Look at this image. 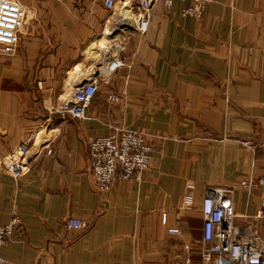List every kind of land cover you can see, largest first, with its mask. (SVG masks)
<instances>
[{
  "label": "crops",
  "instance_id": "1",
  "mask_svg": "<svg viewBox=\"0 0 264 264\" xmlns=\"http://www.w3.org/2000/svg\"><path fill=\"white\" fill-rule=\"evenodd\" d=\"M18 1L26 23L15 53L0 59V169L21 144L28 152L18 178L0 170V226L15 213L23 235L0 245V256L7 264H184L190 244L189 264H201L206 189L229 190L237 214L255 215L264 200V0H214L199 20L180 17L188 3L174 0L166 12L157 2L145 34L114 37L106 28L116 13L104 0ZM115 58L125 67L110 73ZM90 78L98 92L86 119L61 114ZM121 128L147 137L150 169L140 183L116 180L100 193L88 144ZM259 178L262 187L240 186ZM187 184L198 227L191 235L182 220L183 236H170L175 210L183 219L191 211L182 208ZM69 218L85 229L68 228Z\"/></svg>",
  "mask_w": 264,
  "mask_h": 264
},
{
  "label": "built area",
  "instance_id": "2",
  "mask_svg": "<svg viewBox=\"0 0 264 264\" xmlns=\"http://www.w3.org/2000/svg\"><path fill=\"white\" fill-rule=\"evenodd\" d=\"M174 0H104L103 8L113 14L118 7L125 5L126 11H132L134 18L119 19L115 17L107 27L108 36L134 33H146L151 21V12L157 2H161L166 10H170ZM188 3L181 12V18L198 20L206 6L213 0H178ZM126 3V4H125ZM27 13L18 0H0V59L12 56L18 46L21 32L26 23ZM105 33V31H104ZM107 36V35H106ZM116 53L124 51L122 43H114ZM125 67L119 58L107 62L105 69L113 72L116 68ZM97 78H90L77 85L72 90L71 102L65 104L61 114L72 118L86 119V110L98 92ZM110 101L120 103V97H110ZM264 146V145H263ZM27 145L21 144L1 164L3 172L16 179L25 172L24 159L27 155ZM89 170L98 192L110 191L116 180L121 182L140 183L144 174L150 169L152 146L147 137L140 133L125 129H114L105 137H96L88 144L87 149ZM257 185H262L259 180ZM255 185L248 180L241 187L250 189ZM192 184L186 185L183 196V211L193 206ZM202 217L201 236L198 255L202 264H264V233L259 231V223L264 222V200L260 210L253 216L237 214L234 210L231 192L220 188H207L199 205ZM161 223L165 225L166 214H162ZM67 227L83 230L85 222L69 218ZM168 235L182 237L180 228H168ZM23 235L18 216L13 213L10 222L0 226V245L11 241L16 236ZM185 252L191 251V245L184 244ZM189 264V260H186ZM0 264H7L0 256Z\"/></svg>",
  "mask_w": 264,
  "mask_h": 264
},
{
  "label": "rangeland",
  "instance_id": "3",
  "mask_svg": "<svg viewBox=\"0 0 264 264\" xmlns=\"http://www.w3.org/2000/svg\"><path fill=\"white\" fill-rule=\"evenodd\" d=\"M214 1V0H213ZM21 2V1H20ZM213 3V2H212ZM126 4V3H125ZM211 4V3H210ZM209 5V4H208ZM207 5V6H208ZM206 6V7H207ZM118 8L120 7V6H117ZM184 8V7H183ZM182 8V9H183ZM126 9V8H125ZM181 9V10H182ZM206 9V8H205ZM171 10V9H170ZM170 10H166L165 9V11L166 12H169ZM181 10H180V12H181ZM205 11V10H204ZM112 13V12H111ZM130 13L131 14H133L132 13V11H130ZM204 13V12H203ZM151 14H152V12H151ZM112 16V15H111ZM202 16H203V14H202ZM115 17H117L118 18V20H120L119 19V16H118V10H117V13H116V15L112 18V19H115ZM151 17H152V15H151ZM202 18V17H201ZM200 18V19H201ZM199 20V19H198ZM112 21V20H111ZM107 29V28H106ZM86 82V81H85ZM71 96H72V90L70 91V94L67 96V99H70L71 98ZM115 95H111V96H108V100H109V98L110 97H114ZM116 97H118V96H116ZM110 101V100H109ZM111 103H114V102H112V101H110ZM121 102V101H120ZM115 104H118V103H115ZM64 106V105H63ZM63 106H62V108H63ZM62 108L61 109H59V111H61L62 110ZM136 132V131H135ZM239 144H241L242 146H246L247 147V144L248 143H246V142H244L243 141V143L241 142H239ZM259 180H262L263 181V178L261 179V178H259V179H256L255 180V185H257L256 183H257V181H259ZM257 186H263V184L262 185H257ZM243 188V187H242ZM191 211H190V214L189 215H187V217H186V219H183L182 218V216H180V213H181V211L179 210V207L175 210V216H174V220H175V223H176V225H178L177 226V228H180L181 229V227H180V221H184L185 223L184 224H182L183 225V229H185L186 230V232H189L191 235H193L194 233H195V229H197V227H198V223H199V221H198V219H199V215H198V213H197V209H196V207H194V206H192V208L190 209ZM190 245V244H189ZM183 249V248H182ZM199 249V248H198ZM183 251H184V249H183ZM198 251H200V250H198ZM185 252V251H184ZM186 254L188 253V257L187 256H185V258H183V262H184V264H188V263H186V260H189L190 261V254H191V251H189V252H185ZM199 253H197V257L199 258V255H198ZM199 260H200V258H199ZM201 262V261H200ZM202 264V263H201Z\"/></svg>",
  "mask_w": 264,
  "mask_h": 264
},
{
  "label": "bare ground",
  "instance_id": "4",
  "mask_svg": "<svg viewBox=\"0 0 264 264\" xmlns=\"http://www.w3.org/2000/svg\"><path fill=\"white\" fill-rule=\"evenodd\" d=\"M133 13V12H132ZM118 15L121 17V18H129V19H133L134 18V13L133 14H131L130 13V11H126L125 10V5L124 6H122L121 8H118ZM106 33H107V36L109 35L108 34V29H106ZM110 37V36H109ZM106 42H104V45H106L105 44Z\"/></svg>",
  "mask_w": 264,
  "mask_h": 264
},
{
  "label": "water",
  "instance_id": "5",
  "mask_svg": "<svg viewBox=\"0 0 264 264\" xmlns=\"http://www.w3.org/2000/svg\"><path fill=\"white\" fill-rule=\"evenodd\" d=\"M117 33V32H116ZM116 33H113V35H115ZM113 35H111L110 37H112Z\"/></svg>",
  "mask_w": 264,
  "mask_h": 264
}]
</instances>
